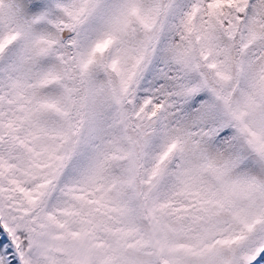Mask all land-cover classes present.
<instances>
[{
  "label": "snow or ice",
  "instance_id": "snow-or-ice-1",
  "mask_svg": "<svg viewBox=\"0 0 264 264\" xmlns=\"http://www.w3.org/2000/svg\"><path fill=\"white\" fill-rule=\"evenodd\" d=\"M0 264H264V0H0Z\"/></svg>",
  "mask_w": 264,
  "mask_h": 264
}]
</instances>
